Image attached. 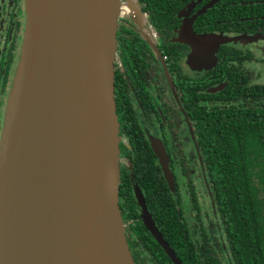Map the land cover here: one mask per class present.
I'll list each match as a JSON object with an SVG mask.
<instances>
[{"label": "water", "instance_id": "water-1", "mask_svg": "<svg viewBox=\"0 0 264 264\" xmlns=\"http://www.w3.org/2000/svg\"><path fill=\"white\" fill-rule=\"evenodd\" d=\"M26 6L0 136V264H134L118 206L113 76L121 1ZM224 40L187 41L213 51Z\"/></svg>", "mask_w": 264, "mask_h": 264}, {"label": "flooded vegetation", "instance_id": "flooded-vegetation-1", "mask_svg": "<svg viewBox=\"0 0 264 264\" xmlns=\"http://www.w3.org/2000/svg\"><path fill=\"white\" fill-rule=\"evenodd\" d=\"M120 1L113 76L118 206L132 260L174 264L167 247L179 264H206L208 244L218 264H231L224 237L206 239V93L226 89L232 74L237 84L263 85L264 59L253 49L263 51L264 36L207 31L206 12L222 0H191L167 19L154 18L143 0ZM26 28V0H0V134ZM206 34L225 40L213 51L187 41ZM237 55L241 63L231 57Z\"/></svg>", "mask_w": 264, "mask_h": 264}, {"label": "trees", "instance_id": "trees-1", "mask_svg": "<svg viewBox=\"0 0 264 264\" xmlns=\"http://www.w3.org/2000/svg\"><path fill=\"white\" fill-rule=\"evenodd\" d=\"M190 1L142 3L154 18L167 19ZM204 19L212 33L264 36V0H222ZM206 182L219 222L215 228L225 241L221 249L231 264H264V84L252 88L244 79L237 84L232 74L226 89L206 93ZM206 264H218L208 244Z\"/></svg>", "mask_w": 264, "mask_h": 264}, {"label": "rangeland", "instance_id": "rangeland-1", "mask_svg": "<svg viewBox=\"0 0 264 264\" xmlns=\"http://www.w3.org/2000/svg\"><path fill=\"white\" fill-rule=\"evenodd\" d=\"M235 45L239 46V43L236 42ZM253 50H255V56L257 55V56H260L259 58L264 59L263 58L264 57V47H263V51H260L259 48L253 49ZM215 224H216V219L214 218V215H213V204L211 203L206 193V239L208 243L209 242L210 243L212 242L221 243V241H223L222 240L223 238L222 239L220 238L222 236L217 234V231H215V227H216ZM217 225H219V222H217Z\"/></svg>", "mask_w": 264, "mask_h": 264}]
</instances>
